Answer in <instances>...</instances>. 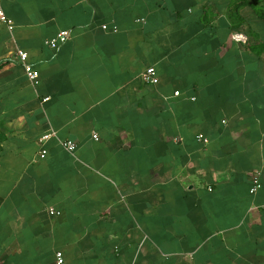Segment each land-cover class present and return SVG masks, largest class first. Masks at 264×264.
I'll use <instances>...</instances> for the list:
<instances>
[{
    "label": "crops",
    "instance_id": "1",
    "mask_svg": "<svg viewBox=\"0 0 264 264\" xmlns=\"http://www.w3.org/2000/svg\"><path fill=\"white\" fill-rule=\"evenodd\" d=\"M3 6L0 264H264V0Z\"/></svg>",
    "mask_w": 264,
    "mask_h": 264
},
{
    "label": "built area",
    "instance_id": "2",
    "mask_svg": "<svg viewBox=\"0 0 264 264\" xmlns=\"http://www.w3.org/2000/svg\"><path fill=\"white\" fill-rule=\"evenodd\" d=\"M3 2L4 0H0V24L1 25H5L10 31H13V29L15 28V24L13 22L12 19H10L5 12L4 6H3ZM103 30H108L109 27L108 26H103L102 27ZM113 32H117L118 29L117 27H113L112 28ZM71 38V33L69 31H62L60 32L55 38H53L50 42L49 45L52 48H57L60 44H63L65 42H67L68 40H70ZM18 58L20 59V61L22 62L27 78L32 82V83H36L39 79V72L37 70H35L31 65H29L27 63L28 61V54L23 52V51H18L17 53ZM141 78L143 80V82H145L146 84L152 85V86H157L159 84V77L157 74V70L155 67H150L146 70V72H144L141 75ZM180 93L176 92V96H178ZM49 98H46V101ZM49 138V136H46L42 139V142L46 141ZM93 138L95 140H98L99 137L97 134H95L93 136ZM199 140H203V141H207L204 136L200 135L199 136ZM62 147L65 151L71 153V154H75L76 150H77V143L71 140L65 141L62 143ZM47 155V150L43 149L40 151L39 153V157L44 159ZM261 186V180L259 176H255L253 179V186L251 188V194H256L258 192L259 187ZM50 214L51 215H59V212H55L54 210H50ZM55 264H67L63 253L58 251L56 253V262Z\"/></svg>",
    "mask_w": 264,
    "mask_h": 264
}]
</instances>
